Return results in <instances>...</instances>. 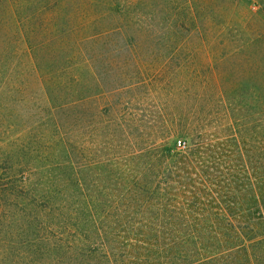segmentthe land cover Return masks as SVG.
I'll use <instances>...</instances> for the list:
<instances>
[{
  "label": "trees",
  "instance_id": "trees-1",
  "mask_svg": "<svg viewBox=\"0 0 264 264\" xmlns=\"http://www.w3.org/2000/svg\"><path fill=\"white\" fill-rule=\"evenodd\" d=\"M191 11L168 25L171 45L198 34V5ZM191 55L184 77L204 75L212 93L214 73ZM27 72L40 80L21 79ZM42 74L0 67L12 116L37 119L4 152L0 195L43 264H264V96H184V116L176 100L158 142L149 110L131 115L102 84ZM93 129L106 140L102 185L90 174Z\"/></svg>",
  "mask_w": 264,
  "mask_h": 264
},
{
  "label": "rangeland",
  "instance_id": "rangeland-1",
  "mask_svg": "<svg viewBox=\"0 0 264 264\" xmlns=\"http://www.w3.org/2000/svg\"><path fill=\"white\" fill-rule=\"evenodd\" d=\"M194 4L201 16L198 34L188 44L171 45L168 25L190 14ZM196 50L206 74L215 75L212 93L203 73L195 81L194 75L184 77V52L191 57ZM5 66L41 68L43 80L102 84L104 96H121L114 102L123 111L149 110L145 128L162 142L176 100V112L184 116V96H264V0H0V67ZM76 68L88 73L74 77ZM20 78L40 80L28 72ZM120 86L119 93H110ZM25 117L22 111L13 117L9 96H0V184L8 183L4 152L37 120ZM92 131L90 174L102 185L106 140L103 132ZM12 213L10 198L0 195V264H43L29 251L23 222H15Z\"/></svg>",
  "mask_w": 264,
  "mask_h": 264
}]
</instances>
